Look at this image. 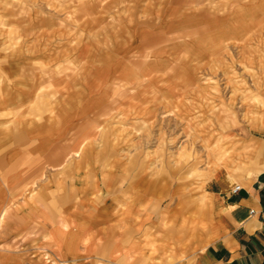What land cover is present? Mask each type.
<instances>
[{
	"label": "crops",
	"instance_id": "0c3cea01",
	"mask_svg": "<svg viewBox=\"0 0 264 264\" xmlns=\"http://www.w3.org/2000/svg\"><path fill=\"white\" fill-rule=\"evenodd\" d=\"M7 3L0 0V13ZM41 16L18 22L35 36L16 44L14 60L0 55V211L11 208L0 239L18 244L0 251V263L61 264L48 245L59 236L63 264H264V168L240 185L228 174L181 183L168 211L167 179L130 160L136 149L117 148L119 129L106 132V97L96 80L111 65L115 77L133 85L131 61L125 70L117 60L125 66L116 69L115 60L87 48L88 38L75 43L85 49L73 48L74 40ZM185 239L186 250L178 245ZM136 250L140 255L130 256Z\"/></svg>",
	"mask_w": 264,
	"mask_h": 264
},
{
	"label": "rangeland",
	"instance_id": "374dc122",
	"mask_svg": "<svg viewBox=\"0 0 264 264\" xmlns=\"http://www.w3.org/2000/svg\"><path fill=\"white\" fill-rule=\"evenodd\" d=\"M3 9L0 55L10 62L16 44L35 36L32 30H18V22L34 13L58 24L59 36L73 39V48L85 49L75 43L88 38L87 48L115 60L116 69L122 65L117 60L125 61V70L131 61L130 69L138 75L133 85L126 77H115L111 65H105L104 76L96 80L106 97V132L112 126L119 129L122 141L117 148L136 149L137 157L130 160L151 165L155 177L167 179L168 211L175 208L181 183L203 185L211 175L228 174L240 185L262 172L264 0H8ZM47 25L40 31L48 32ZM125 63L118 70H124ZM130 93L136 97L134 115L127 108ZM118 102L121 107L116 109ZM109 144L105 141L106 148ZM201 194L206 201L204 189ZM10 209L0 211V229ZM49 240L63 264L61 256L66 254L56 251L60 237ZM1 241L0 251L17 250V243L8 247ZM178 245L186 250L187 240ZM150 250L154 255L156 250ZM134 254L140 252L130 256Z\"/></svg>",
	"mask_w": 264,
	"mask_h": 264
},
{
	"label": "built area",
	"instance_id": "2783aa9c",
	"mask_svg": "<svg viewBox=\"0 0 264 264\" xmlns=\"http://www.w3.org/2000/svg\"><path fill=\"white\" fill-rule=\"evenodd\" d=\"M240 190L239 186L234 187L232 193H237Z\"/></svg>",
	"mask_w": 264,
	"mask_h": 264
}]
</instances>
